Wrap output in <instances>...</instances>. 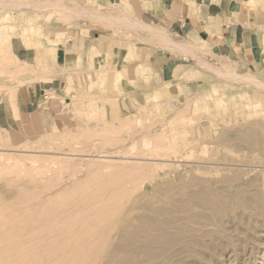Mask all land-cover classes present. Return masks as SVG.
I'll list each match as a JSON object with an SVG mask.
<instances>
[{"label":"rangeland","instance_id":"1","mask_svg":"<svg viewBox=\"0 0 264 264\" xmlns=\"http://www.w3.org/2000/svg\"><path fill=\"white\" fill-rule=\"evenodd\" d=\"M30 11L13 24L0 5L3 95L50 81L26 110L0 99V264H264V111L250 104L264 88L232 78L264 84L261 67L219 74L186 60L159 77L144 40L121 25L103 39L102 23L95 49L48 72L21 33L24 18L38 25ZM12 35L35 47V70L13 59Z\"/></svg>","mask_w":264,"mask_h":264},{"label":"crops","instance_id":"2","mask_svg":"<svg viewBox=\"0 0 264 264\" xmlns=\"http://www.w3.org/2000/svg\"><path fill=\"white\" fill-rule=\"evenodd\" d=\"M47 1L0 0V5L10 9L13 24L14 10H32L30 17H37L36 23H40L46 37L57 40L45 45L48 72L73 68L78 56L87 55L88 47L105 32V23L108 33L103 39H112L116 25H121L122 30L133 31L140 41L144 40L146 55L155 57L152 61H161L159 77L165 65L172 63L176 71L177 66L187 65V60L189 70L194 71L196 66L219 74L231 70L252 73L260 66L264 79V0H58L55 5ZM55 9L59 10L58 26L50 18V11ZM130 24L140 26L141 33ZM144 28L161 32L164 37H145ZM74 42L77 49L70 50ZM10 53L27 70H35L34 47H24L12 35ZM47 82L50 81L13 84L5 95L0 90V99H7L12 110L13 103L8 99H16L26 110L39 103Z\"/></svg>","mask_w":264,"mask_h":264},{"label":"bare ground","instance_id":"3","mask_svg":"<svg viewBox=\"0 0 264 264\" xmlns=\"http://www.w3.org/2000/svg\"><path fill=\"white\" fill-rule=\"evenodd\" d=\"M47 2V1H46ZM49 2V1H48ZM36 3V2H35ZM50 3H52V5H55V4H57V2L56 1H51L50 0ZM49 3V4H50ZM3 4H5V5H7V3H3ZM8 4H10V3H8ZM45 4V3H44ZM4 5V6H5ZM25 5H27V4H25ZM39 5V4H38ZM18 6V5H17ZM20 6V5H19ZM29 6V5H28ZM41 6H43L42 4H41ZM22 7V6H21ZM40 7V6H39ZM18 8V7H17ZM20 8V7H19ZM24 8H20L19 9V11L20 12H24ZM41 11V10H40ZM23 15V14H22ZM1 18L2 19H4V20H7V16L6 15H4V16H1ZM30 19H28V18H24V22H26L27 23V25L28 26H25L24 28H23V30L21 31V33L23 32L24 33V37H25V39H27V42H28V40H29V42H30V39H31V43L36 47V48H38L39 49V51H40V54L42 55V57L44 58V59H46V46L45 45H43L42 43H40L39 42V40H38V38H39V35H41V27H40V25H35V24H31L30 23ZM125 21H127V20H125ZM130 22H131V20H130ZM132 23V22H131ZM30 24V25H29ZM131 26V28H133V29H136L137 27L136 26H134L135 24H130ZM129 26V25H128ZM138 26V25H137ZM139 28H140V26H138ZM144 30H145V33H147V35H149L150 37H152V38H159V37H164V34H161V32H156L155 30H150V28H144ZM7 39H9V37L7 36L6 37ZM100 38L101 37H99L98 39H99V41H100ZM113 40V39H112ZM98 43H100V42H98ZM110 44V43H109ZM108 44V45H109ZM113 44V43H112ZM115 44V43H114ZM34 46H32V47H34ZM34 47V48H35ZM92 48V50L93 49H95V46H94V44L93 45H91V46H89L88 48H89V50ZM81 48V47H80ZM109 49V48H108ZM248 49V48H247ZM246 49V50H247ZM264 49V48H263ZM105 50V49H104ZM249 51V50H248ZM248 51H246V52H248ZM65 54V53H64ZM80 54V53H79ZM258 67H260V66H258ZM259 69V68H258ZM117 74H119V73H117ZM117 77H119V76H116V78ZM146 79H148L149 78V76H146L145 77ZM232 78H233V80H234V82L236 83V84H240V85H244V86H246V87H248V88H255V87H257V88H264V84H262L261 82H258V80H255V78L253 77V76H251V75H232ZM217 81V80H216ZM168 85V84H167ZM161 88V87H160ZM170 90H171V88H170ZM214 90L216 91L217 89L214 87ZM173 91V90H172ZM214 94V93H213ZM263 94V93H262ZM261 94V95H262ZM239 96V95H238ZM263 97V96H262ZM152 98H153V96H152ZM258 99V98H257ZM262 99H264V98H262ZM219 101V100H218ZM221 101V100H220ZM222 103V102H221ZM248 104V103H247ZM250 104H251V106H263V111H264V101H262V100H256V101H251L250 102ZM236 110V109H235ZM262 111V110H261ZM191 118V117H190ZM193 119V118H192ZM191 119V120H192ZM170 138H172V136L170 137ZM17 205V204H16ZM14 206V205H13ZM17 209H15V211H16ZM0 214H2V213H0ZM22 221V220H21ZM20 221V222H21ZM6 223H7V221H6ZM11 223H12V221H11ZM1 224V223H0ZM3 224V223H2ZM2 227H5V225L4 226H2ZM72 228V227H71ZM21 232V231H20ZM8 234V233H7ZM6 234V235H7ZM18 237V236H17ZM13 238V237H12ZM3 240V239H2ZM9 240V239H8ZM0 243H1V241H0ZM13 242H11V244H12ZM14 244V243H13ZM4 245V244H3ZM5 246V245H4ZM3 248V247H2ZM13 249V248H12ZM1 250V249H0ZM9 251V250H8ZM75 252V251H74ZM12 253V252H11ZM70 255V254H69ZM11 256V255H10ZM12 257V256H11ZM24 258V257H23ZM11 259V258H10ZM23 260V259H22ZM14 262V261H13ZM21 263V262H20ZM19 263V264H20Z\"/></svg>","mask_w":264,"mask_h":264}]
</instances>
